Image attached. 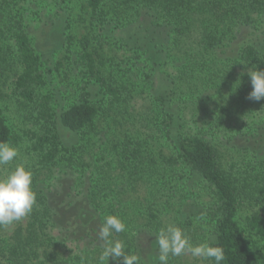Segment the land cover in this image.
I'll use <instances>...</instances> for the list:
<instances>
[{
	"label": "rangeland",
	"instance_id": "374dc122",
	"mask_svg": "<svg viewBox=\"0 0 264 264\" xmlns=\"http://www.w3.org/2000/svg\"><path fill=\"white\" fill-rule=\"evenodd\" d=\"M59 1L0 0V20L14 15L24 24L41 60L48 91L55 97L57 113L75 99L82 82L79 54L95 52L94 38L99 34L85 0ZM253 17L255 26L239 32L224 48L225 56L233 58L248 45L264 47V3ZM113 35L129 41L130 32ZM7 45L10 64L0 84V110L10 128L22 133L33 128V123L14 98L13 84L21 70L14 42ZM96 56L110 65L131 55L123 46L107 47ZM174 63L163 72L173 75L177 71ZM135 67L141 68V73H136L145 80L149 74L146 65L140 62ZM226 76L231 85L221 84L222 90L210 94L212 99L220 96V104L225 105L221 113L192 118L188 108L186 115L191 118L184 110L182 115L187 128L200 129L202 136L218 147L224 164H234L239 173L255 160L264 159V74L240 65L228 67ZM162 80L161 73L154 76L148 96H155L154 87H160ZM237 88L246 90L243 97L237 95L238 103L234 99ZM141 105L138 97L126 112H103L96 130L86 137L61 129L64 144L74 148L86 166V171L77 174L61 166L42 169L39 157L27 152L26 144L0 151V186L6 190L0 198V264H132L133 260L169 264L173 255L172 264H212L205 254L208 227L198 221L191 226L186 216L192 209L209 205L211 193L183 167L175 168L183 179H171L170 184L161 186L153 177L132 171L125 160V151L136 149L137 144L143 145L141 152L151 151L157 158L172 156L157 139L159 133L142 119L149 110ZM98 183L104 185L98 201L83 199ZM37 192L49 201L55 219L47 216L41 228L33 229L36 214L44 216V208L34 199ZM84 210L96 212V227L102 231L91 243L81 234L84 228L78 220ZM256 214L264 215V197L247 201L237 217L251 254L264 252V243L246 225V218ZM77 229L80 235H75ZM14 250L17 257L12 255Z\"/></svg>",
	"mask_w": 264,
	"mask_h": 264
},
{
	"label": "trees",
	"instance_id": "16d2710c",
	"mask_svg": "<svg viewBox=\"0 0 264 264\" xmlns=\"http://www.w3.org/2000/svg\"><path fill=\"white\" fill-rule=\"evenodd\" d=\"M85 1L97 22L99 34L94 38L97 49L79 54L82 82L75 99L62 106L60 113L55 110V97L48 91L41 60L24 24L14 15L0 20V84L10 64L11 50L7 43L14 42L21 71L14 81L13 94L21 111L33 123V128L14 132L0 110V151L26 144L27 152L39 157L42 169L61 166L76 174L86 171L76 150L64 144L61 129L86 137L96 130L103 112H126L140 97L141 108L149 110V114H142V119L159 133L157 139L162 140L172 156L161 154L157 158L151 151L141 152L143 145L137 144L136 149L125 151V160L132 171L141 177H153L161 186L170 184L171 179L184 178L177 167L193 174L212 196L203 209L186 213L191 226L198 221L208 227L206 257L212 264H264V252H249L237 221L247 201L264 197V159L255 160L238 173L234 164H224L218 147L206 140L200 129L187 128L185 117L188 108L192 118L223 111L225 105L220 104V96L212 99L210 94L222 90L221 84L231 85L226 76L228 67L247 66L264 74V47L248 45L233 58L224 52L239 32L255 26L253 13L262 7L264 0ZM120 31L130 32L129 41L119 39L120 42L113 37ZM123 46L131 55L126 60H115L110 65L98 61V51ZM140 62L149 72L145 80L136 73L142 71L135 67ZM171 62L177 68L173 75L163 72ZM158 73L163 76L161 86L154 87L155 96H148L149 87L155 84L152 79ZM241 90L235 89L236 103L237 95L246 94V90L242 93ZM103 187L102 183L96 184L87 195L83 194V199L96 203ZM5 194L6 190L0 186V198ZM34 199L44 208V216L36 214L33 219L31 228L37 229L47 216L52 219L55 216L41 192L35 193ZM90 210L80 213L78 220L84 231L81 233L79 228L75 235L81 233L91 243L102 231L96 227V212ZM246 225L264 243V215L247 217ZM17 252L14 250L12 255L17 257ZM174 258L173 255L169 264ZM132 264L142 263L133 260Z\"/></svg>",
	"mask_w": 264,
	"mask_h": 264
}]
</instances>
